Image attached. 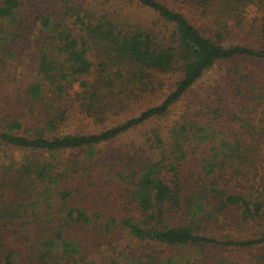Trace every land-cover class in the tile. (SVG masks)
Returning <instances> with one entry per match:
<instances>
[{"label": "trees", "instance_id": "1", "mask_svg": "<svg viewBox=\"0 0 264 264\" xmlns=\"http://www.w3.org/2000/svg\"><path fill=\"white\" fill-rule=\"evenodd\" d=\"M127 1L148 20L85 4L0 0V152H27L0 155V264H240L207 251L216 248L257 250L242 264H264L262 79L243 76L246 90L214 87L203 107L163 124L217 62L264 61V0H179L200 12L201 26L161 0ZM251 5L258 23L246 19ZM239 32L260 45L230 44ZM32 43L24 77L20 51ZM170 72L180 78L160 104L98 132H60L70 97L102 120ZM151 121L142 139L100 152ZM103 195L135 213L106 222L122 228L125 245L92 252L80 231L101 215L78 202ZM211 225L251 227L255 236L219 237Z\"/></svg>", "mask_w": 264, "mask_h": 264}, {"label": "rangeland", "instance_id": "2", "mask_svg": "<svg viewBox=\"0 0 264 264\" xmlns=\"http://www.w3.org/2000/svg\"><path fill=\"white\" fill-rule=\"evenodd\" d=\"M32 2V4H42L46 8H50L52 4H85L91 8H96L98 10L102 9H112V12H120L122 16H125V12H129L140 20H148L149 12L145 9H139L133 3L127 0H27ZM170 7L184 12L193 22L197 23L198 26H201L205 19L200 16V12L191 7L190 5H185L179 0H161ZM259 17V13L256 6H249L246 11V19L249 23H255ZM229 43H240V44H252L260 45L256 43L253 38H246L244 33L239 32V34L229 38ZM22 59L24 60L26 67L28 66L27 73L24 74V77H30L29 65H33L35 62V53H34V44L32 43L22 51ZM95 57V55H94ZM92 56V58L94 59ZM229 69H233L240 73L230 74ZM20 70V69H19ZM235 75V79L233 76ZM251 75L253 80L256 81L258 78H261L264 83V61H257L252 59H247L244 57H238L236 59L217 62L212 68H210L203 77L196 83V85L177 103L175 104L168 116V120L163 122V124L171 123L174 120L178 119L182 114L189 112H196L199 108L203 107V101L208 92L212 91V88L217 86H224L226 84L230 85V89L237 90L242 86L248 88L244 85L243 76ZM180 78L179 73H161L155 74L153 81L154 84L150 86L147 91L142 92L141 90L136 93V96H132L130 101L126 103L128 105L124 109L118 110L116 113H111L108 116H103L101 120L97 116H90L84 113H81L77 107V102L72 96L68 100L69 113L65 124L61 127L60 132L62 133H72V132H81V133H94L101 131L105 128L117 125L131 117L138 116L143 110L147 109L150 106L160 104L165 97L173 90L176 82ZM263 86V84H262ZM260 88V87H259ZM80 90L78 84L75 85V91ZM264 90L262 88L258 92ZM74 93V92H73ZM231 96V95H230ZM245 101L243 102V104ZM125 105V106H126ZM262 108V107H261ZM260 108V109H261ZM262 118L260 125L264 126V117L262 115L258 116V119ZM155 126L151 121L149 124H146L136 130L130 131L122 135L117 140L111 141L107 144L99 146V150L102 154L112 153L119 148L126 147L132 141L140 140L143 138L144 133ZM264 148V147H263ZM8 151V152H7ZM5 152L16 156L17 159L22 158L23 155L27 154L25 151H15V150H6L0 152V155H3ZM263 160L259 162L261 166H264V149ZM79 201V200H77ZM80 205L84 206L90 213L97 212L101 215V219H95L93 222L81 229L80 237L83 244L86 246L89 251L95 252L97 250H107L110 248V243L121 242L123 245L124 242V231L121 227L115 226L111 229H107L106 222L112 218L118 219V221L123 218V216H129L135 213V210L132 206L120 199H114V197L97 196L89 200H81L78 202ZM209 232L215 236H225L227 233H231L238 237H251L255 236V231L253 228L248 227V229H238L230 230L227 227H217L211 225ZM168 251V250H166ZM207 251L213 256L214 254L223 255L233 262H239L240 264L246 262L250 257L251 253H254L257 250L246 251L238 249H207Z\"/></svg>", "mask_w": 264, "mask_h": 264}]
</instances>
